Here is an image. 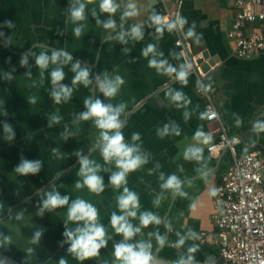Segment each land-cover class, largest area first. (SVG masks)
I'll list each match as a JSON object with an SVG mask.
<instances>
[{"label":"crops","instance_id":"0c3cea01","mask_svg":"<svg viewBox=\"0 0 264 264\" xmlns=\"http://www.w3.org/2000/svg\"><path fill=\"white\" fill-rule=\"evenodd\" d=\"M237 0H172L171 9L188 20L183 31L196 24L200 43L194 38H185L181 32L169 33L165 30L161 39H156L155 27L149 26L153 12L161 14L159 0H114L119 5L115 13L100 9L101 0H0V250L23 264H59L64 258L67 264H108L115 259L114 245L124 241L111 226L113 213L121 215L117 197L127 186L139 197L140 207L136 218H129L133 227H140L142 212H152L161 218V223L141 227L128 243L141 241L151 243L152 251L160 244L157 235L163 236L165 244L160 246V254L178 261L187 256L188 248L198 245L193 254L196 264H220L219 246L201 240L202 231L218 232L213 219L214 196L211 190L221 181L230 162L229 151L225 154L212 153L208 146L217 139L216 123L200 119L205 112V98L198 92V77L190 72L187 85L174 77L157 74L148 66L151 58L142 55L148 44H155L158 52H163L173 66L186 62L176 39L180 33L191 45L197 59L207 50L209 59H215L205 76L207 87L216 86L214 101L224 123L231 134L242 138L239 152L259 150L264 157V132L252 131L257 120H264V52L250 57H239L234 52V43L228 37V30L236 16ZM85 4V19L73 21L70 16L72 6L79 8ZM134 3L138 15L121 17L127 5ZM95 13V16L93 15ZM99 20V23H97ZM109 20L115 21V28H104ZM5 21H11L8 28ZM141 24L142 40L131 35V28ZM82 29L81 35H74V28ZM125 33L126 43L118 39ZM127 50V51H125ZM64 51L71 55L65 63L61 57L56 63L51 59L46 68L36 64V57L45 52L49 57L53 52ZM176 53V57L170 53ZM27 56V63L21 59ZM79 62L81 68L89 71L91 84L73 85L76 72L73 64ZM59 69L64 78L56 86L52 84L51 73ZM79 71V70H77ZM123 78L124 84L117 95L106 98L98 90L97 78ZM11 76L9 80L8 77ZM59 86L71 89L67 100L57 104L52 93ZM180 90L191 103L187 108H177L167 96L169 90ZM34 97L36 103H30ZM99 98L104 103L116 106L126 104L121 114V132L128 144L140 146L141 154L148 162L127 176V184L119 189L110 184V176L117 171L115 162L105 163L100 153L99 129L94 121L80 119L87 109L85 99ZM190 113L185 121L184 112ZM60 117L54 122V117ZM237 118L241 126L235 125ZM179 126L180 135H157V130L165 124ZM7 124L11 132H6ZM212 136V141L204 145L205 160L188 161L183 158L184 149L191 143L198 127ZM133 133L141 139L133 142ZM11 135L13 138L8 139ZM53 149L57 151L54 153ZM99 165L97 175L102 177L104 190L96 194L83 185L79 174L80 162L76 153ZM22 160L39 161L41 167L35 174L21 175L15 171ZM205 164L211 169L206 179H201L197 168ZM182 169V170H181ZM161 174L167 179L175 174L182 181L186 195L173 196L162 190ZM48 193L68 197L62 206L43 209V201ZM81 199L91 203L98 212L96 223L103 225L107 245L99 254L83 261L69 253L71 241L66 231L76 232L84 226L83 221L69 218L72 203ZM173 200V201H172ZM157 201H159L157 203ZM41 209L43 211L41 212ZM167 219V225L164 219ZM198 233L199 239L185 240L177 246L180 236L189 230ZM41 236L35 243L34 234ZM179 234V235H178ZM7 237L8 239H5ZM28 249H32L31 252Z\"/></svg>","mask_w":264,"mask_h":264},{"label":"clouds","instance_id":"9594fccd","mask_svg":"<svg viewBox=\"0 0 264 264\" xmlns=\"http://www.w3.org/2000/svg\"><path fill=\"white\" fill-rule=\"evenodd\" d=\"M119 5L114 3V0H101L100 9L102 12L109 14L115 13ZM127 10L123 13L121 19L125 17H133L138 15L137 6L134 3H129ZM85 4L81 3L79 8L74 5L71 8L70 16L73 21H79L85 19L84 17ZM95 16V13H93ZM150 27H155L156 39L159 40L163 37L165 30L169 33L173 31L181 32L185 38H194L196 43H200L201 36L195 31V22L187 29L186 32L183 31L184 26L188 24V20L185 17L177 15L175 19L169 21L167 17H163L155 12L149 17ZM99 23V20H97ZM5 25L11 28L12 22L5 21ZM104 28H115V21L109 20L104 25ZM142 25L135 24L131 28L130 35L136 40H142L144 38V33L141 31ZM74 35L79 37L81 35L82 29L80 27L74 28ZM0 35H3L0 33ZM120 42L126 43L125 33H121L118 37ZM127 51V50H125ZM144 57L151 58L148 60V66L154 68L157 74L166 75L169 77H174L178 82L183 85H187L188 76L190 70L192 69V64L189 62L181 63L177 66H173L167 59H163V52H158L155 44H148L142 51ZM171 56L176 57V53H170ZM61 57L65 63L71 61L72 57L69 53L64 51L53 52L51 57H49L45 52H41L36 57V64L44 69L48 66L49 60L52 63H56ZM27 63V56L21 59V65ZM72 70L77 74L73 79V85L77 83H82L86 87L91 84L89 79V71L86 68H81L79 62L73 64ZM79 70V71H77ZM64 78V74L59 69L54 70L51 73L52 84L56 86L60 80ZM11 79V76L8 77ZM124 84V80L121 76L116 75L113 79L105 78L101 81L97 78V87L100 92L106 98H113L117 95L120 87ZM197 86L203 88L202 82H197ZM71 89L59 86L58 90L52 93L55 102L59 104L61 99L67 100L71 95ZM167 96L170 101L175 104L177 108H187L191 103L190 99L185 96V94L180 90H169ZM30 103H36L35 98H30ZM84 106L87 109L85 112L80 114V119L82 120H93L95 127L99 129L98 141L102 142L100 147V153L103 157L105 163L115 162V167L118 169L114 171L110 176V184L115 188L119 189L122 185L127 184V176L129 173L136 171L141 166L148 162L147 156L141 154L140 146L136 143L128 144L124 140V135L121 132L123 124L121 122V114L126 108V104L119 103L113 106L111 103H104L99 98L93 100L91 97L85 99ZM184 119L187 121L190 118V113L188 111L184 112ZM216 115V114H213ZM208 117L207 112L200 113V119H205ZM218 118V117H217ZM54 122H59L60 117H54ZM242 119L237 118L235 120V125L237 127L241 126ZM6 132H11L10 127L4 125ZM252 131L256 133L264 132V120H257L252 125ZM170 134L180 135L179 126L176 124H165L163 128L157 130V135L160 137H165ZM13 137L8 136L11 140ZM133 142H137L141 139L139 133H133L131 137ZM193 143L189 144L183 151V158L188 161L201 162L205 160L203 155L204 145H208L212 141V136L209 133L203 131V126L197 128L193 137ZM57 150L53 149L55 153ZM247 151V149H245ZM79 157L80 169L79 174L83 177V185L79 182L76 184L77 188L87 187L90 192L99 194L104 190L103 179L97 172L100 170L99 165L92 166L93 161L88 158L83 157L79 152L76 153ZM41 164L39 161L28 162L22 160L20 166H18L15 171L21 175H27L29 173L35 174L39 171ZM182 170V169H181ZM196 171L200 174L201 179H206L211 174V169L208 164H205L202 168H197ZM160 179L163 183L160 184L162 190H168L173 196H184L186 193L182 190L183 181L175 174L170 175L167 179L161 174ZM219 189L213 188L211 190V196H217ZM68 202V197L65 196L61 198L59 194L48 193L47 199L43 201V209L51 210L54 207L62 206ZM117 202L121 215L115 213L111 216V226L114 228L117 234H122L124 241L114 245V257L118 264H150L152 260V245L151 243L139 242L136 244L128 243L134 235L141 231V227H147L149 224L161 223V218L152 212H142L139 216L140 227H133L129 222V218L137 217V210L140 207L138 195L130 190L127 186L123 187L122 193L117 197ZM159 201H157L158 203ZM41 209V212L43 211ZM98 212L97 209L91 204L84 200H75L71 207L69 208V218L76 221H83L84 226L76 229V232L66 231L65 235L71 241V246L68 249L69 253L74 254L78 260H85L92 258L99 254V250L107 245V240L105 239V229L103 225L96 223ZM179 235V234H178ZM41 233L37 231L32 239L35 243L39 240ZM5 239H8L5 237ZM197 240L199 235L194 230H189L186 235L180 236L177 246H182L185 240ZM157 241L160 245L164 242V237L157 235ZM198 245L193 244L188 248L187 256H181L178 261L174 264H196L195 256L193 255L198 250ZM29 252L32 249H28ZM59 264H67L64 258L59 260Z\"/></svg>","mask_w":264,"mask_h":264},{"label":"built area","instance_id":"2783aa9c","mask_svg":"<svg viewBox=\"0 0 264 264\" xmlns=\"http://www.w3.org/2000/svg\"><path fill=\"white\" fill-rule=\"evenodd\" d=\"M161 16L169 21L179 12L171 9L172 0H159ZM237 13L228 30L239 57H250L264 52V0H237ZM176 45L186 62L204 87L198 92L205 98L206 118L216 123L217 139L208 149L219 153L226 149L230 162L216 188L213 219L218 232L202 231L201 240L219 246L220 264H264V157L259 150L239 152L242 138L229 132L214 101L217 87H207L206 73L198 63L188 43L179 33ZM216 114V115H213ZM218 117V118H217Z\"/></svg>","mask_w":264,"mask_h":264},{"label":"water","instance_id":"95a60500","mask_svg":"<svg viewBox=\"0 0 264 264\" xmlns=\"http://www.w3.org/2000/svg\"><path fill=\"white\" fill-rule=\"evenodd\" d=\"M210 54L207 50L202 51L201 57L198 59V63L202 66V69L207 72L210 70L211 65L214 64L215 59L217 60V57L214 59H209ZM226 149H223L222 153H226ZM175 197V196H174ZM173 201V200H172ZM164 221L167 225V219L165 217ZM166 240H164L163 244H165ZM160 246L159 245L154 251H152V260L150 261V264H174V260L169 259L163 255L160 254ZM0 264H23L17 259L11 257L10 255L5 254L0 250ZM108 264H118V262L114 259Z\"/></svg>","mask_w":264,"mask_h":264}]
</instances>
